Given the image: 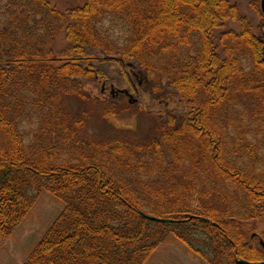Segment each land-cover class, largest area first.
<instances>
[{"label":"trees","instance_id":"16d2710c","mask_svg":"<svg viewBox=\"0 0 264 264\" xmlns=\"http://www.w3.org/2000/svg\"><path fill=\"white\" fill-rule=\"evenodd\" d=\"M257 2L254 27L230 0H83L63 9L0 0V240L46 192L65 208L26 264H148L172 237L204 264H264L255 235L264 222ZM229 22L240 31L217 36ZM60 36L68 48L59 54ZM107 65L141 73L158 109L134 104L157 134L98 140L86 114L68 113L67 99L86 103L89 84L108 82ZM176 100L184 113L161 124L164 103ZM116 114L105 109L103 118Z\"/></svg>","mask_w":264,"mask_h":264},{"label":"rangeland","instance_id":"374dc122","mask_svg":"<svg viewBox=\"0 0 264 264\" xmlns=\"http://www.w3.org/2000/svg\"><path fill=\"white\" fill-rule=\"evenodd\" d=\"M59 8H72L82 4L83 0H49ZM236 5L241 13L247 17L254 27L260 23V15L253 8L251 3L258 1L256 6L261 10V0H230ZM232 29L240 31L238 23L229 22L226 28L217 31L219 36L223 31ZM63 36L57 38L53 49L56 53H63L67 46ZM108 75V82L89 84L88 101L83 103L76 98H69L65 102V107L71 116L78 117L87 115V132L95 139L104 140L107 138L122 137L133 141L143 142L149 137L157 134L156 123L151 119L144 108L135 105L140 101L146 103L144 107L153 105L149 95L143 87L144 82L141 73L136 69H130L128 77H124L120 69L115 65H107L102 68ZM133 72V75H132ZM136 74V75H134ZM128 79L130 82H128ZM103 89V92H102ZM129 93L132 97L128 96ZM99 102L91 101L96 98ZM146 97V98H145ZM173 101L164 103L165 113L162 115V122H166L167 116H179L184 113L182 103ZM134 104V105H132ZM131 105V106H130ZM116 108V116L105 120L103 111L105 109ZM155 110L158 107L152 106ZM149 108V109H152ZM155 115V114H153ZM64 204L54 199L50 194L43 193L37 202L30 216L25 219L12 238L0 240V264H26L29 254L41 242L44 234L54 224L56 219L64 211ZM257 241L264 243V222L257 224ZM148 264H204L196 256L191 254L175 238H170L168 243L162 245L154 254Z\"/></svg>","mask_w":264,"mask_h":264},{"label":"water","instance_id":"95a60500","mask_svg":"<svg viewBox=\"0 0 264 264\" xmlns=\"http://www.w3.org/2000/svg\"><path fill=\"white\" fill-rule=\"evenodd\" d=\"M261 12L264 15V0H261ZM147 218L151 221H155V222H168L169 220H165V219H158L155 218L153 216H147ZM260 245L264 248V243L261 242ZM239 264H249V263H244L242 261L239 262Z\"/></svg>","mask_w":264,"mask_h":264},{"label":"flooded vegetation","instance_id":"af4514ba","mask_svg":"<svg viewBox=\"0 0 264 264\" xmlns=\"http://www.w3.org/2000/svg\"><path fill=\"white\" fill-rule=\"evenodd\" d=\"M128 96H130V94L129 93H126Z\"/></svg>","mask_w":264,"mask_h":264}]
</instances>
